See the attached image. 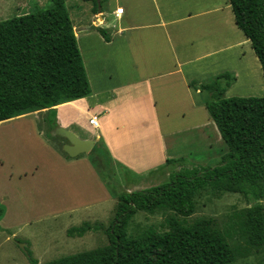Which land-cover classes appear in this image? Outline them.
<instances>
[{"label": "crops", "instance_id": "0c3cea01", "mask_svg": "<svg viewBox=\"0 0 264 264\" xmlns=\"http://www.w3.org/2000/svg\"><path fill=\"white\" fill-rule=\"evenodd\" d=\"M213 1L208 4L209 0H126L123 5L116 0L108 16L117 22L115 30L111 31L112 25L106 23L105 11L94 13L93 4L91 24L80 22L78 37L79 33L95 32L92 25L109 29L110 41L102 36L106 45L113 43L112 33L123 36L125 57L134 63L135 75L139 77L132 78L121 70L120 80L111 78L99 91L107 93L104 98L92 88L90 96L56 107L57 121L77 135L78 131L88 129L90 134L80 137L94 139V146L103 143L113 160L112 176L134 181L135 186L128 185L127 191L142 188L144 179L164 171L168 159L180 158L182 144L193 141L194 147L196 141H201L209 147L213 136L217 141L223 140L204 101L199 99L200 91L190 85L192 80L204 81L210 68H218L221 54H229L227 46L214 48L212 39L205 36L206 22L211 23L213 13L222 11L221 4ZM118 7L124 8L122 14H116ZM195 31L202 37L204 34V39L196 42ZM61 110L65 121L59 118ZM35 112L0 121V132L9 130L8 137L0 134V204L7 206L0 221L9 227L7 221L19 226L29 220L53 216L73 219L75 215L79 222L64 227L66 232L84 221H97L107 227L97 215L96 206L112 202L115 210V195L90 160L81 154L71 157L63 151L67 138L42 137L46 134L43 128L41 133L38 129L40 119ZM93 117L98 119L97 127L89 122ZM184 132L194 133L182 137ZM56 140H62L61 150ZM116 180L109 179L114 189L121 182ZM100 232L91 230L83 236H67L66 241L90 244V239ZM54 233L56 240L58 233ZM6 235L8 240L9 234ZM12 235L17 236L16 232ZM54 244V250L63 247L61 240ZM38 262L44 263L39 259Z\"/></svg>", "mask_w": 264, "mask_h": 264}, {"label": "trees", "instance_id": "16d2710c", "mask_svg": "<svg viewBox=\"0 0 264 264\" xmlns=\"http://www.w3.org/2000/svg\"><path fill=\"white\" fill-rule=\"evenodd\" d=\"M66 1L52 0L46 10L0 21V121L47 109V136L53 139L62 138L52 134L59 125L56 107L92 94ZM84 1H92L97 14L99 3L103 12L108 0ZM229 1L235 22L251 41L264 75V0ZM92 27L110 41L107 29ZM236 79L225 71L206 81L190 82L207 95L204 104L228 148L218 165L189 168L183 157L168 159L163 168L170 177L167 182L116 193L115 217L109 226L85 222L68 230L70 236L102 230L107 244L44 264H230L241 250L229 240L236 236L245 241L246 248L260 250L264 246V96L226 97ZM101 152L108 158L106 146L98 143L90 152L92 163L106 185L115 190L109 181L110 163L100 164L98 159L103 157ZM209 187L239 193L250 201L249 207L237 213L233 230L222 231L213 218L192 223L179 219L195 213L197 197ZM161 209L175 214L167 230L128 234L129 222L138 211L154 214ZM4 214L5 208L0 206V219ZM26 254L32 264L39 263L28 247Z\"/></svg>", "mask_w": 264, "mask_h": 264}, {"label": "rangeland", "instance_id": "374dc122", "mask_svg": "<svg viewBox=\"0 0 264 264\" xmlns=\"http://www.w3.org/2000/svg\"><path fill=\"white\" fill-rule=\"evenodd\" d=\"M118 1L123 5L126 3V0ZM215 2L221 4L222 11L213 13L211 23L206 22L207 25L204 28L206 32L205 36H207V40L210 38L212 39V45L214 48H218L222 45L227 46L226 48L229 49L227 53L229 54H225V52L221 54V60L219 61L218 68H210L204 75V80H209L219 73L229 71L235 74L237 79L227 90L226 97L264 96V75L261 62L256 56L250 40L247 39L243 31L238 28L235 22L230 1H213V3ZM209 3L210 0L208 4ZM66 4L71 19L75 24V32L76 28L80 27L82 22L86 25L91 24L92 19L94 18L92 11H90L91 5L93 4L92 1L67 0ZM51 5L52 0H0V21L25 13L46 10ZM115 5L116 0H108L103 5V9L105 11L103 13L106 19L105 21L106 23H110L112 25L111 31L116 29L115 27L117 22L115 20L111 21L112 18H109L108 16L110 10H112ZM97 21L99 22L98 18L96 22ZM107 31L110 34L109 29H107ZM198 34L199 31H195V35H197L195 37L196 42L199 38L204 39V34L203 37ZM112 36L114 41L110 45H106L103 42V37L98 29H96L95 32L93 31L92 34H85L83 32L79 33V37L77 36L78 45L84 59L90 82L92 83L91 86L94 89V92L99 93V97L101 98H104L107 93H100L99 91L106 86V83L110 81L111 78L112 81H116L118 78V80H120L121 75H119V73L121 70L123 73L126 72L132 78L139 77L135 75L137 69L134 63L132 61H127V58L125 57L126 50L123 36H117L114 35V33H112ZM110 59L113 60V62H110ZM119 65L121 66L119 67ZM189 67H193V64ZM156 68L158 69V67ZM152 69L154 68L152 67ZM206 96L207 95L205 93H200L199 99L204 101ZM59 106V108L64 107L61 105ZM35 114L40 119L38 120V129L41 133V129L43 128V132H45L46 135H43L42 137L47 139V125L45 121L47 112L37 110ZM65 116L66 115L64 111L61 110L59 113V118L65 121ZM31 117L33 116L31 115ZM41 119H43V121H41ZM184 125L186 124H183L182 126ZM8 131L9 130L7 129H3V134L0 132L1 136L5 135L8 137ZM10 133L12 134L13 132L10 131ZM193 133L194 132H184L182 137H190ZM78 134V136H83L89 135L90 133L88 129H84L81 132L78 131ZM211 140V146L209 147L205 143L203 144L201 141H196L194 147L192 146L193 141H191L189 144H182L180 146V158H184V164H186L189 168L195 165L201 167H214L218 165L221 157L228 151V148L223 140L217 141L214 136L211 138ZM55 144L61 150L63 145L62 140H56ZM101 154L103 157L99 156L101 159L98 158L100 164L102 162H108L110 163V167H112L114 164L113 160L111 161L110 155L108 154V158H105L106 152H101ZM81 155L86 157L92 163L91 153H82ZM170 168L172 169V167ZM106 169H108V166ZM116 175L120 176L119 173ZM113 176L110 172V178L112 180L117 179L116 181H121ZM169 179V174L160 170L156 172V174L144 179L142 188H135L133 190L144 189L158 184H163ZM119 184L120 185L115 189V191L110 189L113 193V196L115 195V201L117 199L116 193L119 194L122 191L128 190L125 189L128 188V185L129 188L131 186H135L134 181H121ZM262 202L264 204V198ZM196 203L195 213L189 217H179V219L182 220L185 218L188 223H192L196 219L202 217L213 218L214 225L222 231L233 230L231 226L236 220L237 213H239L245 207H249L251 205L250 201L239 193L221 192L210 187L197 197ZM112 205V202H106L96 206L97 215L101 220H103L104 223H106L107 226L111 224L115 217V210ZM0 206H4L6 214V204L1 203ZM173 216H175L174 212L169 209H161L154 214H150L145 211H138L129 222L127 227L128 234L130 236H138L142 235L149 229H155L157 231L163 232L169 228V220ZM73 217V219L69 217H65V219H63L61 216L59 218H55L53 216L49 219L41 221L29 220L27 224L24 223L19 226L18 224H15L14 221H7L10 224L9 227L4 226L2 221H0V264H32L29 261L26 251L20 247L17 241L20 243H25V248H29L33 257L37 260H41L44 263L61 258L62 256H71L84 251L93 250L108 243V238L106 232L104 231L97 233L96 236L90 239V244L82 243L79 240L76 242H73L72 240L66 241L68 239L67 236L70 235L68 234V231L66 232L64 227H68L70 225L73 226L79 222V219L77 220L75 215H73ZM7 218L12 219L10 217ZM83 223H85V221ZM96 223L97 221L93 222L92 224ZM13 232H16L17 236L12 235ZM54 232L58 233L56 240H53L55 237ZM6 234H9L8 240L6 239ZM57 240L63 241V247L54 250L57 246L54 243ZM229 240L232 245L240 246L241 248L237 260L230 264H264V246L260 250L248 249L246 248L247 245L245 241L240 236L229 238Z\"/></svg>", "mask_w": 264, "mask_h": 264}, {"label": "water", "instance_id": "95a60500", "mask_svg": "<svg viewBox=\"0 0 264 264\" xmlns=\"http://www.w3.org/2000/svg\"><path fill=\"white\" fill-rule=\"evenodd\" d=\"M99 3V2H98ZM98 11H102V6L99 3ZM77 30H81L80 27L76 28ZM53 135H60L66 137L68 139V143H65L63 149L66 153H68L71 157H76L82 153H90L95 145V140L92 138H82L78 136L74 131L58 125L53 131ZM15 240V239H13ZM16 241V240H15ZM17 243L26 251L25 243Z\"/></svg>", "mask_w": 264, "mask_h": 264}, {"label": "built area", "instance_id": "2783aa9c", "mask_svg": "<svg viewBox=\"0 0 264 264\" xmlns=\"http://www.w3.org/2000/svg\"><path fill=\"white\" fill-rule=\"evenodd\" d=\"M123 11H124V8H123V7H118V8L116 9V14H118V15H119V14H122ZM89 122H90V124H91L92 126H94V127H97V126L99 125L97 117H93V118H91V119L89 120Z\"/></svg>", "mask_w": 264, "mask_h": 264}]
</instances>
